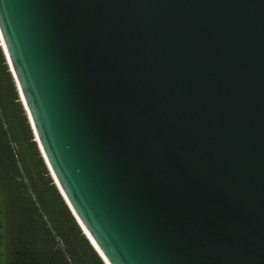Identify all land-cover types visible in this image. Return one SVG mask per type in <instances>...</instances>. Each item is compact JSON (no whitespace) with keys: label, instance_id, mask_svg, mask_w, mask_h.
I'll use <instances>...</instances> for the list:
<instances>
[{"label":"water","instance_id":"1","mask_svg":"<svg viewBox=\"0 0 264 264\" xmlns=\"http://www.w3.org/2000/svg\"><path fill=\"white\" fill-rule=\"evenodd\" d=\"M0 46L105 264H264V0H0Z\"/></svg>","mask_w":264,"mask_h":264},{"label":"trees","instance_id":"2","mask_svg":"<svg viewBox=\"0 0 264 264\" xmlns=\"http://www.w3.org/2000/svg\"><path fill=\"white\" fill-rule=\"evenodd\" d=\"M1 264H105L59 192L0 46Z\"/></svg>","mask_w":264,"mask_h":264}]
</instances>
